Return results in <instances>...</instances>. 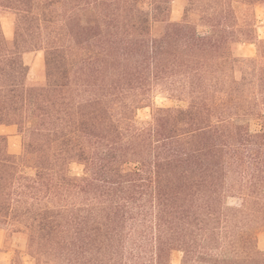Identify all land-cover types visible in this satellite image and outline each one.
Segmentation results:
<instances>
[{"label":"trees","instance_id":"trees-1","mask_svg":"<svg viewBox=\"0 0 264 264\" xmlns=\"http://www.w3.org/2000/svg\"><path fill=\"white\" fill-rule=\"evenodd\" d=\"M172 1L0 0V125L23 142L0 134V228L33 264H264V39L236 53L255 39L236 4L264 0H183L178 21Z\"/></svg>","mask_w":264,"mask_h":264},{"label":"rangeland","instance_id":"rangeland-1","mask_svg":"<svg viewBox=\"0 0 264 264\" xmlns=\"http://www.w3.org/2000/svg\"><path fill=\"white\" fill-rule=\"evenodd\" d=\"M237 15L244 18L249 14L253 18L254 27V42L239 43L236 46V53L240 57H254L257 53V42L264 39V7L260 5L247 8L241 4H236ZM183 12V0H173L171 19L178 21L181 19ZM192 20L195 19L193 15ZM199 30L203 28L199 27ZM0 32L4 38L11 41L14 37V14L9 10L0 8ZM23 60L28 67L27 78L30 81H38L42 79L43 71V53L39 49L27 51L23 53ZM154 105L156 106H184V103L174 102L161 94H156L154 97ZM264 114V105L261 107ZM150 113L149 107L141 108L137 111L138 119L148 118ZM246 124L251 132L260 129V120L256 117L246 120ZM0 134L7 138V149L11 154L20 157L23 153L22 136L18 133L17 126L0 125ZM20 171L26 175H33L34 169L25 165H20ZM229 204H234L233 198L228 199ZM259 247L264 250V231L259 234ZM26 238L22 234L12 233L7 229L0 228V260L5 264H10L18 251L23 254L22 264H33L32 259L25 254ZM182 253L180 251H173L171 253V264H180Z\"/></svg>","mask_w":264,"mask_h":264}]
</instances>
